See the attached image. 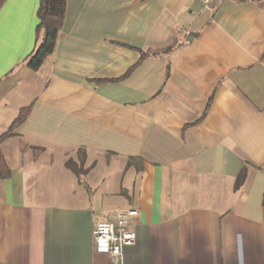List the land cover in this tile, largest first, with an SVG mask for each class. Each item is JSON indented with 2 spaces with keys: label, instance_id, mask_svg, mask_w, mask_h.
Returning <instances> with one entry per match:
<instances>
[{
  "label": "crops",
  "instance_id": "0c3cea01",
  "mask_svg": "<svg viewBox=\"0 0 264 264\" xmlns=\"http://www.w3.org/2000/svg\"><path fill=\"white\" fill-rule=\"evenodd\" d=\"M39 1L0 7V135L29 109L0 142V264H113L93 225L129 208L121 264H264V0H65L31 71Z\"/></svg>",
  "mask_w": 264,
  "mask_h": 264
},
{
  "label": "trees",
  "instance_id": "16d2710c",
  "mask_svg": "<svg viewBox=\"0 0 264 264\" xmlns=\"http://www.w3.org/2000/svg\"><path fill=\"white\" fill-rule=\"evenodd\" d=\"M5 0H0V7ZM65 16V0H40L36 11L38 25L35 28V45L31 54L26 59V66L31 71L39 69L44 59L50 55L54 49L58 32L60 31ZM141 54V59L144 58ZM168 75V73H167ZM29 109L21 110L9 129L0 135V142L10 137L12 131L25 119ZM80 154L76 161L71 159L65 162V167L71 173L82 177L87 171L84 168L85 151L77 150ZM10 175L3 156L0 153V180L8 178ZM245 170L243 169L236 178L235 185L239 186L244 180Z\"/></svg>",
  "mask_w": 264,
  "mask_h": 264
},
{
  "label": "built area",
  "instance_id": "2783aa9c",
  "mask_svg": "<svg viewBox=\"0 0 264 264\" xmlns=\"http://www.w3.org/2000/svg\"><path fill=\"white\" fill-rule=\"evenodd\" d=\"M223 1L236 3L256 2L257 0H200L201 9H211ZM186 45L191 43V33L184 31ZM138 211L135 209H117L108 212L104 218L93 225L92 240L94 251L111 258L113 264H121L122 250L131 247L136 242L134 219Z\"/></svg>",
  "mask_w": 264,
  "mask_h": 264
},
{
  "label": "rangeland",
  "instance_id": "374dc122",
  "mask_svg": "<svg viewBox=\"0 0 264 264\" xmlns=\"http://www.w3.org/2000/svg\"><path fill=\"white\" fill-rule=\"evenodd\" d=\"M258 1V0H257ZM186 29H184L183 30V32H182V34H183V36H184V31H185ZM188 30L190 31V29L188 28ZM191 33V32H190ZM191 38L193 39V37H192V35H191ZM183 41H185V36L183 37ZM191 42H192V40H191ZM184 45H186L185 43H184ZM77 153V152H76ZM75 153V155L72 157V158H69V159H71V160H73V161H76L77 160V158H78V156H80V154L79 153H77L76 154Z\"/></svg>",
  "mask_w": 264,
  "mask_h": 264
}]
</instances>
